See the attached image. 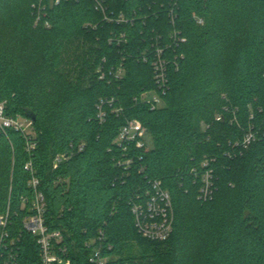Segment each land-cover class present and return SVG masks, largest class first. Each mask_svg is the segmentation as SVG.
Masks as SVG:
<instances>
[{
    "label": "trees",
    "instance_id": "1",
    "mask_svg": "<svg viewBox=\"0 0 264 264\" xmlns=\"http://www.w3.org/2000/svg\"><path fill=\"white\" fill-rule=\"evenodd\" d=\"M105 2L127 21L107 20L93 0H0V102L33 120L37 143L29 152L23 132L0 131V211L10 208L11 233L32 194L30 160L46 222L62 231L72 264H89L92 239L107 264H264V0ZM121 32L128 42L118 45ZM158 46L167 83L164 105L152 108L141 96L159 89ZM129 119L147 126V146L115 141ZM249 130L256 139L240 154L236 143ZM205 158L217 183L209 199L191 171ZM154 179L173 199L164 240L144 237L132 211ZM20 245L21 264L39 260L30 232Z\"/></svg>",
    "mask_w": 264,
    "mask_h": 264
},
{
    "label": "built area",
    "instance_id": "2",
    "mask_svg": "<svg viewBox=\"0 0 264 264\" xmlns=\"http://www.w3.org/2000/svg\"><path fill=\"white\" fill-rule=\"evenodd\" d=\"M106 0H93L97 11L103 13L104 17L109 21H127L126 15L120 12L119 15L114 16V13H108V4ZM60 0H50V5L59 3ZM46 3L39 4V11L37 15L38 22L41 18L43 9H46ZM174 9H172L171 13ZM130 22H135L133 18L129 19ZM200 24L203 22L202 18H198ZM49 25V22L46 21ZM117 39V44L128 42L126 32H121ZM164 49L158 46L155 49V59L152 64L155 70V78L159 84V89L147 90L142 93L141 99L151 105L152 108L164 105V99L160 91H165V84L167 83V60L163 56ZM102 68L99 71L102 72ZM124 67L120 65L115 70H111L117 77L124 75ZM105 77V72L101 73V78ZM114 99L102 100V102H112ZM117 110V109H116ZM103 117L104 113L101 111L99 114ZM217 118H220L218 114ZM8 129H15L21 131L26 135L27 143L26 149L32 151L37 143L35 141L36 131L34 123L31 118L18 114L12 116L7 114L5 102H0V131L7 132ZM147 132L148 128L138 119H129L124 123L116 136L115 141L122 144H129L131 142L139 148L147 146ZM256 133L252 130L246 132L241 141L236 144L239 145V153L242 154L244 149L248 148L253 140L256 139ZM124 146L126 149L127 146ZM229 155H233L232 153ZM66 155L61 153L57 154L54 158V167L58 165ZM132 159L129 158L125 161L127 167L130 165ZM210 159L205 158L199 167H192L191 171L199 175L200 187L199 197L209 199L217 188L215 172L210 165ZM26 168L31 171V176L28 180L29 186L32 188L31 195H24L21 199V210L24 211L22 216V227L19 228V233L12 234L10 226H12V213L10 208L6 211H0V264H21L18 259V253L21 248V239L24 231L30 232L39 247V260L31 264H72V260L67 256V246L62 245L63 233L59 229H51L46 222L47 201L44 192L38 188L40 185V178L36 175V170L32 162L29 160L26 163ZM199 172V173H198ZM132 211L134 213L135 225L137 230L146 238L154 240H164L169 237L173 230L174 223V206L171 192L167 187L162 184L159 179L151 181L149 188L142 194H138L132 201ZM104 238V232L100 231L99 241ZM92 239L87 242V247L90 248L88 257L89 264H107L109 255L103 251L102 243L95 242ZM92 243V244H91ZM94 244V245H93ZM110 248V245H108Z\"/></svg>",
    "mask_w": 264,
    "mask_h": 264
},
{
    "label": "rangeland",
    "instance_id": "3",
    "mask_svg": "<svg viewBox=\"0 0 264 264\" xmlns=\"http://www.w3.org/2000/svg\"><path fill=\"white\" fill-rule=\"evenodd\" d=\"M114 258L113 259H115V258H117L118 256L116 255V256H113Z\"/></svg>",
    "mask_w": 264,
    "mask_h": 264
},
{
    "label": "water",
    "instance_id": "4",
    "mask_svg": "<svg viewBox=\"0 0 264 264\" xmlns=\"http://www.w3.org/2000/svg\"><path fill=\"white\" fill-rule=\"evenodd\" d=\"M31 115L34 117V115L31 113Z\"/></svg>",
    "mask_w": 264,
    "mask_h": 264
}]
</instances>
